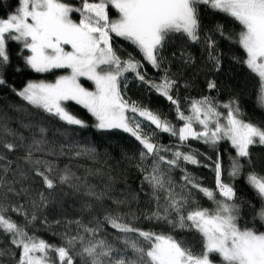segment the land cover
<instances>
[{
	"label": "snow or ice",
	"instance_id": "6c2138e0",
	"mask_svg": "<svg viewBox=\"0 0 264 264\" xmlns=\"http://www.w3.org/2000/svg\"><path fill=\"white\" fill-rule=\"evenodd\" d=\"M201 6L225 14L240 25L241 30L235 37V43L245 53L240 62L257 76L258 101L264 106V0H80L79 6L66 0H18L15 11L0 18V85L6 84L3 70L10 62L9 42H19L23 49L30 51L24 59L37 73L65 70L67 74L59 75L54 81H29L16 94L67 125L87 127L68 108L69 102H75L96 118L95 128L123 130L135 137L143 148L141 160L151 158V164L141 169L147 173L144 179L152 187L155 201V210L146 219L163 221L170 226L168 232L145 231L120 215L108 214L104 221L90 222L94 224L92 227L75 221L76 234L66 231L62 234V244L53 245L35 232H29L28 226L37 219L35 213L28 219L29 213L23 206L7 208L0 204V233L9 237L11 245L19 251L15 264H213L210 257L214 254L220 257V264H264V231L241 225L236 188L232 182L222 179L219 158L214 168V189L203 187L186 170L180 185L171 176V170L179 168L183 161L199 164L198 153L180 150L190 139L203 141L213 148L226 140L236 151L228 172L230 181L234 180L245 167L240 158H246L252 167L250 148L264 145V127L246 118L236 99L220 103L213 97L203 96L187 100L182 108L178 93L173 92L177 81L166 69L159 82L146 80L141 61L132 55L122 60L113 47L114 37L123 38L139 50L144 61L160 68L164 61L162 51L171 35L181 34L192 42L201 41ZM109 7L117 12L116 18L110 16ZM74 13L79 14L78 21L72 18ZM215 31L224 35V26L217 25ZM203 39L210 49L215 48L216 41L210 36L205 34ZM191 59L189 56L188 62ZM209 59L214 69L219 70V56L210 52ZM125 73H134L136 79L166 97L175 107L180 126L159 111L125 99L121 87L126 80ZM82 78L92 82L94 88L85 87ZM208 87L216 88V82H209ZM142 125L155 126L176 137L179 143L165 146L153 142L156 133L149 135ZM39 132L42 138L33 139L24 157L36 166L42 162L33 161V151H43V135L47 129L40 127ZM0 146L9 151L19 147L10 142ZM93 151L82 149L76 155ZM3 159L0 155V160ZM52 171L51 165L45 171L36 168L47 189L72 179L65 169L58 181L54 180L47 174ZM246 178L261 202L256 215L264 221V174L252 170ZM194 191L202 193L213 207L200 206L193 198ZM89 195L100 199L103 194L90 188ZM40 202V206L47 202L43 193ZM249 206L256 211L254 206ZM9 211L22 215L25 222L13 220ZM103 223L116 231L114 241L98 235ZM177 229L198 233L201 250L194 252L187 240L173 235ZM4 254L0 250V255Z\"/></svg>",
	"mask_w": 264,
	"mask_h": 264
},
{
	"label": "trees",
	"instance_id": "16d2710c",
	"mask_svg": "<svg viewBox=\"0 0 264 264\" xmlns=\"http://www.w3.org/2000/svg\"><path fill=\"white\" fill-rule=\"evenodd\" d=\"M66 2L79 6L80 0ZM17 7L18 0H0V18L14 12ZM109 14L112 18L118 15L111 7ZM200 17L201 41L192 42L181 34L171 35L162 51L164 61L160 68H154L144 61L139 50L123 38L114 37L113 47L117 49V55L122 60L132 55L141 61L142 74H146V80L159 82L166 69L171 78L177 81V88L173 92L178 93L182 108L186 106L187 100L203 96L213 97L220 103L236 99L244 116L264 127V106L258 101L259 80L240 62L245 58V53L235 43L236 34L241 30L240 25L227 15L206 6H201ZM72 18L78 21L79 14L74 13ZM217 25L224 26V35L215 31ZM205 34L216 41L214 49H210L204 41ZM228 36L233 38L230 40ZM8 52L10 62L3 70L6 84L0 85V145L10 142L19 147L9 151L0 146V155L4 156V159L0 160V204L7 208L23 206V210L29 213L28 219L35 213L37 219L28 226L29 232H35L38 237L53 245L62 244V234L66 231L70 235L76 234L78 225L74 223L75 221L92 227L94 224L90 222L104 221L108 214L120 215L126 222L145 231L168 232L170 226L163 221L146 219V216L155 210V201L152 198L153 189L144 179L147 173L141 170L151 164V158L147 161L141 160L140 153L143 148L140 142L123 130L95 128L96 118L75 102H69L68 108L84 120L87 127L67 125L42 109L29 105L16 94L17 91L29 81H54L60 74L67 72L65 70L35 72L27 66L24 59L31 54L30 51L23 49L19 42H9ZM210 52L219 56V70L214 69L213 62L209 59ZM189 56L192 58L191 62H188ZM125 77L126 80L121 85L125 99L130 103L135 102L137 105L159 111L163 113L164 118L177 127L180 126L175 107L166 97L140 82L134 73H125ZM211 81L216 82V88L208 87ZM26 125L31 127H25ZM40 127L47 129V132L43 135L45 140L42 145L43 151H33V161L42 162L36 166L26 161L24 157L33 139L42 138ZM142 127L149 135L152 132L156 133L153 142L165 146L179 143L176 137L155 129V126ZM82 149L94 151L83 152L77 156L76 152ZM180 150L198 153L199 164L183 161L179 168L172 169L171 176L177 185L183 183L182 178L186 170L203 187L214 189L216 186L214 168L219 158L222 179L226 183L232 182L236 188L238 197L236 203L240 206L241 225L264 231V221L259 220L256 215L261 206L260 199L246 178L247 173L252 170L264 174V145L257 144L250 148L251 168L246 158H240L245 167L242 174L231 181L228 172L232 158L236 157V151L229 141L222 140L213 148L203 141L190 139ZM48 165L53 168L51 173H47L50 178L58 181L59 176L67 169L72 179L68 183H57L54 189H47L42 178L36 174V168L45 171ZM90 188L98 194L102 193V198L97 199L89 195ZM41 193L47 200L44 206H40ZM193 198L202 207H213L202 193L194 191ZM249 205L254 206L256 211ZM8 215L18 223L25 222V218L16 212L9 211ZM101 227L102 232L98 235L114 241L116 231L107 223H103ZM172 234L187 240L194 252L201 250V236L195 231L177 229ZM0 250L5 252L4 255H0V264H15L19 251L11 245L10 238L2 233ZM11 252H15L16 255L9 254ZM211 259L220 263V257L216 254L212 255Z\"/></svg>",
	"mask_w": 264,
	"mask_h": 264
},
{
	"label": "rangeland",
	"instance_id": "374dc122",
	"mask_svg": "<svg viewBox=\"0 0 264 264\" xmlns=\"http://www.w3.org/2000/svg\"><path fill=\"white\" fill-rule=\"evenodd\" d=\"M116 17H114V18H116ZM68 47H70V46H68ZM64 74H67V73H63V74H60V75H64ZM35 82H38V81H35ZM81 82L84 83L85 87H88L90 89L94 88V85L92 84V82L86 81L84 78L81 79ZM213 264H220V263H217V262L213 261Z\"/></svg>",
	"mask_w": 264,
	"mask_h": 264
}]
</instances>
